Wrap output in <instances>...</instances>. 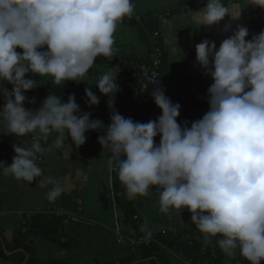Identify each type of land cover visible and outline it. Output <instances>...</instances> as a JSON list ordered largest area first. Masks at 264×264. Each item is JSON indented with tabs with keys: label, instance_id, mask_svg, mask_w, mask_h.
Returning <instances> with one entry per match:
<instances>
[{
	"label": "clouds",
	"instance_id": "obj_1",
	"mask_svg": "<svg viewBox=\"0 0 264 264\" xmlns=\"http://www.w3.org/2000/svg\"><path fill=\"white\" fill-rule=\"evenodd\" d=\"M242 5L264 11V0H207L190 14L198 27H210L225 16L238 19ZM133 11L132 0H0V134L31 136L28 147L12 146V162L6 166L0 161V174L32 183L44 176L36 155L45 151L41 140L54 132L55 147L69 140L79 148L87 140L85 133L101 130L98 144L110 153L108 164L128 200L155 189L161 214L187 210L205 242L216 238L225 255L234 256L238 249L249 264H262L264 30L246 39L248 29L237 26L219 47L208 40L195 46V62L212 83L208 111L190 126L177 122L180 105L161 88L152 92L160 115L146 123L112 111L105 127L90 112H81L74 95L62 102L50 90L38 109H25V94L44 86L46 77L57 85L90 80L97 57L114 58L118 23ZM118 73V65L107 66L94 85H85L89 107L100 102L95 87L112 108ZM29 74L40 80L26 78ZM47 184L53 185L46 194L49 201L63 195L61 181H39L41 188ZM141 231L144 239H151L147 222Z\"/></svg>",
	"mask_w": 264,
	"mask_h": 264
},
{
	"label": "crops",
	"instance_id": "obj_2",
	"mask_svg": "<svg viewBox=\"0 0 264 264\" xmlns=\"http://www.w3.org/2000/svg\"><path fill=\"white\" fill-rule=\"evenodd\" d=\"M134 13L140 17L147 12H161L165 16L160 19L158 31L162 46V78L155 88L164 90L165 95L175 104L180 105V114L177 122L188 126L208 111L207 89L212 80L204 75L203 70L195 62V46L204 40L215 42L217 47L226 36H230L240 23L239 18L232 20L229 16L220 21L218 27L221 34H216V25L198 27L197 18L191 16V12L204 7L207 0H132ZM227 3L228 0H225ZM240 2V0H236ZM257 11V9H256ZM225 26L228 31H224ZM244 26V25H241ZM246 27V26H244ZM247 28V27H246ZM248 29V28H247ZM264 30V11L261 18L257 15L252 19V28L247 39ZM115 49L114 58L133 56L144 58L148 56L151 44L148 37L139 26L129 22L118 23L114 33ZM181 50V52H180ZM19 52L20 50L17 49ZM183 58V59H182ZM108 67L113 65L94 63L90 69L91 79L83 80L81 92L74 95L81 112H90L91 119L101 120L105 127L110 123V115L115 111L119 96L126 90L128 78L124 70L119 67L116 83L119 91L113 98L112 108H109V98L101 95L93 87L92 91L99 97V104L89 107L85 100V85L95 84L96 78ZM37 81L39 77H32ZM70 82H66L68 84ZM57 85L51 78H44V86ZM62 85V84H59ZM42 87H37L25 95L27 97L25 109H38L46 97ZM9 91L11 85L4 84ZM154 90V89H153ZM152 90V92H153ZM152 92L143 107L140 122L146 123L156 119L159 109L153 103ZM58 95L57 93H54ZM62 102H66L68 96L58 95ZM34 100V103L29 101ZM3 96L0 95V107L3 106ZM101 130L85 133L86 142L76 148L69 140L64 146L55 147L56 133H51L46 140H41V146L47 143L45 151L37 154V162L44 169V176L36 181L28 183L16 180L11 176L0 174V229L2 239L10 242L14 232L23 223L24 217L35 212L56 211L77 217L80 222L65 219L62 223V234L77 240L78 245L72 248H64L41 237H31L30 242L35 247V253L42 261L59 260L70 264H104L117 262L118 260L133 257L131 264H141L143 255L138 245L127 241L128 238L136 239V230L133 224L125 221L124 214L114 204L112 191V169L108 164L110 153L101 149L98 137ZM29 137H15L0 134V143L8 142L19 144L22 147L30 145ZM159 143V137H156ZM49 149H51L49 151ZM12 159L5 162L10 165ZM45 177H52L62 183L64 192L57 200L49 201L47 192L53 187L47 184L41 188L39 181ZM135 221L141 225L147 222L149 229L154 231H167L180 235L188 240L195 241L207 247L218 245L216 238L205 242L198 235L190 222V214L187 210L177 212L172 210L169 214L159 212L158 194L155 189L149 195L139 196L132 200ZM134 215V216H135ZM134 219V217H133ZM119 228L123 240H119L115 233V225ZM3 246H5L3 244ZM6 254V247H3ZM221 252L225 254L222 250ZM10 255L11 252H8ZM170 264H195L183 254L176 251L168 253ZM231 257H240L239 250ZM0 264H13L0 257Z\"/></svg>",
	"mask_w": 264,
	"mask_h": 264
},
{
	"label": "trees",
	"instance_id": "obj_3",
	"mask_svg": "<svg viewBox=\"0 0 264 264\" xmlns=\"http://www.w3.org/2000/svg\"><path fill=\"white\" fill-rule=\"evenodd\" d=\"M133 3V1H132ZM258 17L263 16V11L257 9ZM165 14L161 12H147L143 16H136L134 11L130 17H125L122 21L136 24L140 27L142 32L150 40L151 48L154 47L152 39L153 32L158 30L160 19ZM161 45V39H160ZM162 47V46H161ZM148 56L144 58H136L133 56H124L120 58H105L97 57L94 63H105L109 65L121 67L127 75L128 82L126 90L119 96L115 111L119 112L125 118H131L133 121L140 122L143 112L144 104L148 97L140 102L135 99L126 101L130 98L134 88L138 84L140 67L146 64ZM161 66V73L163 72ZM83 81L80 84L70 82L62 85H48L43 88V92L50 91L58 95H76L81 92ZM14 143H0V161L6 162L13 158L14 152L12 146ZM21 146V145H19ZM47 143L43 144L45 148ZM22 147V146H21ZM39 153H36V155ZM112 191L115 207L121 210L124 214L125 221L133 224L136 230L137 237L144 238L145 233L141 231V224L133 219L135 209L132 200H128L125 189L118 180L117 173L112 170ZM66 218L57 216L48 211L31 213L24 217L21 226L14 232L10 242L2 239V230L0 229V257L13 264H70L59 260L42 261L35 253V247L31 244V237H41L49 240L64 248H72L78 245L76 239L62 234V223ZM3 244L5 246H3ZM10 255H6L4 248ZM140 251L143 255V262L141 264H170L168 253L169 251H176L183 254L186 258L195 264H249V262L240 257H230L221 252L218 245L211 247L204 246L192 240H188L180 235L167 231H154L152 237L146 243L139 245ZM134 261L133 257L124 258L117 262H108L104 264H131ZM264 264V262H262Z\"/></svg>",
	"mask_w": 264,
	"mask_h": 264
},
{
	"label": "built area",
	"instance_id": "obj_4",
	"mask_svg": "<svg viewBox=\"0 0 264 264\" xmlns=\"http://www.w3.org/2000/svg\"><path fill=\"white\" fill-rule=\"evenodd\" d=\"M152 39L154 41V47L152 51L148 54V61L146 64H143L140 67V75L137 86L134 88L133 93L130 98H127L126 101H130L131 99L138 100L143 102L149 95L151 94L152 90L157 87L161 81L162 73H161V66H162V47L160 45V33L159 31H155L152 34ZM48 213H54L57 216H63L66 219H70L74 222H80V219L77 217L69 216L65 213L56 212V211H48ZM138 217L135 215L134 220ZM115 233L119 240H123V236L115 225ZM127 241L130 243L141 245L142 243H146L147 240L144 238H136L130 239L128 238Z\"/></svg>",
	"mask_w": 264,
	"mask_h": 264
},
{
	"label": "water",
	"instance_id": "obj_5",
	"mask_svg": "<svg viewBox=\"0 0 264 264\" xmlns=\"http://www.w3.org/2000/svg\"><path fill=\"white\" fill-rule=\"evenodd\" d=\"M256 15H257L256 8L252 7L251 5H247V6L242 5L241 15L239 17L240 23L238 25L239 26L244 25L250 30L252 28V19H254ZM219 23L216 24V34L218 35L221 34L220 28L218 27ZM224 38H226V36H224ZM6 254L9 253L6 252Z\"/></svg>",
	"mask_w": 264,
	"mask_h": 264
}]
</instances>
